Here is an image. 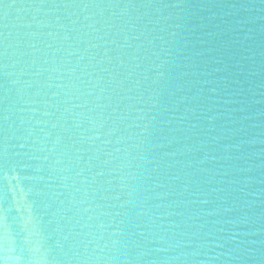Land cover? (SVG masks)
<instances>
[{"label":"water","instance_id":"1","mask_svg":"<svg viewBox=\"0 0 264 264\" xmlns=\"http://www.w3.org/2000/svg\"><path fill=\"white\" fill-rule=\"evenodd\" d=\"M0 264H264V0H0Z\"/></svg>","mask_w":264,"mask_h":264}]
</instances>
